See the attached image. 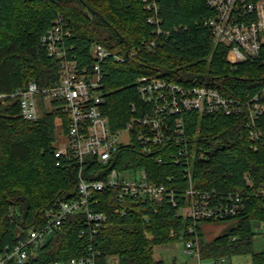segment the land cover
Returning a JSON list of instances; mask_svg holds the SVG:
<instances>
[{"label":"trees","instance_id":"16d2710c","mask_svg":"<svg viewBox=\"0 0 264 264\" xmlns=\"http://www.w3.org/2000/svg\"><path fill=\"white\" fill-rule=\"evenodd\" d=\"M159 8L162 30L171 31L170 35H159L148 22L143 0H0V256L31 229L44 225L46 212L58 199L73 201L79 196L78 164L56 157L57 122L63 119L66 131V116L47 113L38 122L26 121L19 101L10 96L30 82L42 88L57 82L58 63L41 48L40 40L58 17H64L72 29L69 55L81 66L91 60L95 44L124 58L123 62L108 58L104 69V114L114 130L135 117L133 103L140 109L137 81L142 77L184 84L197 80L243 101L262 92L264 63L231 66L229 48L217 45L207 28L196 25L212 16L206 0H159ZM176 28L183 29L176 32ZM153 42V48L144 45ZM186 121L190 142L196 143L193 166L188 164L191 156L176 163L163 150L143 153L136 142L118 151L114 167L146 170L150 181L177 194L181 206H185L189 170L195 190L217 192L218 198L229 193L250 195L264 184V143L250 140L244 116L192 113ZM258 129L264 133V115ZM159 155L165 158L163 164L157 162ZM95 169H100L99 164ZM246 176L254 183L252 189ZM96 200L98 211L108 217L96 234L82 215L70 216L62 230L33 250L24 264L78 258L87 255L90 247L100 253L98 264H166L154 258L155 247L186 243L195 236L202 261L251 255V264H264V252L254 251V226L264 221V196L249 201L238 219L197 224L178 217L177 209L167 202H130L127 214L121 215L115 191L93 192L92 203ZM227 222L237 225L206 240L201 224ZM191 226L196 235H190Z\"/></svg>","mask_w":264,"mask_h":264},{"label":"built area","instance_id":"2783aa9c","mask_svg":"<svg viewBox=\"0 0 264 264\" xmlns=\"http://www.w3.org/2000/svg\"><path fill=\"white\" fill-rule=\"evenodd\" d=\"M143 4L150 14L148 22L156 27L157 33L170 35L171 31L164 32L161 27L159 0H143ZM206 4L212 16L196 25L207 28L217 45L229 48V64L237 67L246 62L264 63V0H206ZM182 29L176 28L175 31ZM72 35L69 23L60 16L40 40L41 48L58 63V80L54 85L42 88L36 82H30L10 96L19 101L21 116L26 121L38 122L47 113L66 116V143L58 147L56 157L78 164L79 196L73 201L58 199L46 212V223L31 229L18 244L7 249L0 256V264L26 263L31 252L61 231L70 216L82 215L96 234L108 217L96 208L98 200L92 203L93 192L115 191L121 215L127 214L130 202L138 205L167 202L177 209L178 217L190 219L194 224L238 219L246 212L249 201L264 196V184L250 195L229 193L218 198L217 192L197 191L192 170H189L190 183L183 195L185 206H181L177 194L166 185L150 181L146 170L120 171L114 167L118 151L136 142L142 146L143 153L163 150L176 163L191 156L188 164L193 166L197 159L196 143L190 142L186 121V115L192 113L203 117L219 114L244 116L250 140L255 144L264 143V133L258 129L259 118L264 115V88L259 95L243 101L225 96L218 89L197 80L184 84L154 76L142 77L137 81L140 109L133 103L135 117L125 127L114 130L104 114V69L108 58L113 57L117 62H123L124 58L101 44H95L91 49V60L81 66L75 57L69 55L67 41ZM144 45L155 47L154 42ZM157 162L163 164L165 158L159 155ZM97 164L100 166L98 170L95 169ZM132 172H139L140 177L124 178L125 174ZM245 180L252 189L251 178L246 176ZM254 232L264 234V221L255 225ZM189 233L196 235L195 226L189 228ZM185 252L202 261L196 236L185 243ZM99 256L100 253L90 247L85 256L50 264H98ZM213 262L222 264L224 260Z\"/></svg>","mask_w":264,"mask_h":264},{"label":"rangeland","instance_id":"374dc122","mask_svg":"<svg viewBox=\"0 0 264 264\" xmlns=\"http://www.w3.org/2000/svg\"><path fill=\"white\" fill-rule=\"evenodd\" d=\"M57 136H58V147H62L66 143V133L62 126V120L58 119L57 122ZM139 172L127 173L124 175V178L127 180L139 178ZM236 222H227L221 224H201L203 229V233L205 235L206 240L211 241L215 237L219 235H223L227 233L230 229L236 227ZM255 227V226H254ZM257 228H259L257 226ZM21 231H18L20 234ZM263 233V232H260ZM254 251L256 253L264 252V234H257L254 239ZM154 258L158 261H163L166 264L177 263H188V264H215L213 261L203 260L199 262L198 258L190 256L185 252V242L180 241L173 244L168 245H160L155 247L154 249ZM224 263L222 264H251L252 257L251 255L246 256H234L232 258H223ZM117 260H115L116 262ZM114 264V263H113ZM118 264V263H116Z\"/></svg>","mask_w":264,"mask_h":264}]
</instances>
